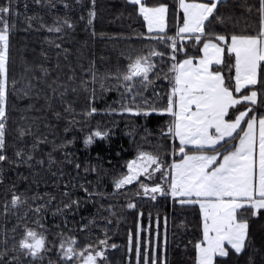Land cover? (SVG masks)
I'll return each instance as SVG.
<instances>
[{"label":"snow or ice","instance_id":"obj_1","mask_svg":"<svg viewBox=\"0 0 264 264\" xmlns=\"http://www.w3.org/2000/svg\"><path fill=\"white\" fill-rule=\"evenodd\" d=\"M33 2L41 8L57 6L54 0ZM124 2L131 10L130 15L142 20L141 27L146 31L133 30L123 37L126 47L118 52L115 71L100 74L95 62H90L85 73L90 79H82L80 83L84 93L90 92L82 118H92L97 113L94 104L98 86L100 95L111 91L119 95V109H110V113L122 118L125 114L129 118H147L156 113L167 118V127L161 129L155 143L146 136L144 141L151 144L150 149L138 145L134 158L128 159L119 173L111 174L108 193L99 191L98 185L90 188L87 185L91 181H86L79 184L83 197L74 196L73 189L77 185L68 181L60 189L63 199L57 201V197L48 192L18 193L13 185L3 205V214L7 217L10 210L16 214L25 209L18 218L27 219L29 213H34V222L43 231L25 225L18 239L15 235L11 237V245L5 231L0 264H45L46 260L47 264H112L110 257L119 246L112 241L106 226L97 225L96 217L78 229L89 237L83 245L74 236L66 237L60 230L61 225H56L57 239L49 241L46 234L49 230L43 222L51 212L53 218L65 217L63 227L66 228L67 217L75 216L82 203L95 205L97 198L104 201L109 196L122 197L124 203L119 207L140 217L144 216L142 204L155 206L160 198H170L181 207L197 211L198 232L195 239L189 241L193 247L192 264H240L244 257H248L245 264H254L248 251L252 245L251 223L264 220V0L251 3L249 0H173L171 5L164 0L155 4L149 0ZM75 3L80 4L81 0ZM70 7L69 3H63L65 10ZM24 9L23 30L26 32L44 31L57 34V39L62 40L67 31L75 28L67 14L55 16L48 24L40 14L27 15V3ZM96 15V0H90L87 26H93ZM20 17L19 6L14 5L13 0L0 3V166L13 164L17 168L22 165L32 168L35 160L43 167L45 160H36L34 154L48 144L53 151H63L65 160L72 163L68 149L76 142L74 136L71 139L66 136L58 144L39 130L33 131L32 124L14 129L10 124V96L31 98L41 82L47 83L50 75L41 64L35 68L25 65L22 85L11 76V39L18 30L16 21ZM240 17H255V28L236 31ZM79 19L85 21V16ZM91 35L96 36L94 27ZM110 39L119 41L120 37ZM45 41L58 50L57 57L64 54L67 59L69 50L62 43L49 38ZM41 56L48 59L43 50ZM158 65H166V69L161 67L158 71ZM36 71L40 76L35 75ZM157 80L162 84L158 85ZM56 83L53 80L48 84L53 93L58 90L53 87ZM59 87L64 89L60 92L63 98L68 89L64 85ZM161 87L165 89L163 93L159 90ZM72 91L76 92V88ZM35 94L37 98L40 95ZM63 113L64 117L60 112L55 115L57 119L69 118L64 128L67 134L78 121L71 103H66ZM45 127L51 125L45 124ZM10 131L15 132L14 141L24 143L31 137L30 150L25 151L13 143L14 158H10ZM110 132L111 129L97 127L83 143L89 147L97 139L107 140ZM47 163L49 167L56 163L51 153ZM74 167L79 172L82 166L75 163ZM84 172L100 174L95 167H85ZM3 184L0 174V185ZM115 207L109 203L105 209L100 203L98 214L101 209L109 213V217H104L107 225L113 223L110 217L117 215ZM164 225L163 248L157 244L152 252L143 250L139 240L134 243L129 233L126 264H133V251L135 264H168L167 217ZM90 226L98 227L100 234L93 237ZM17 227H13V233Z\"/></svg>","mask_w":264,"mask_h":264},{"label":"trees","instance_id":"obj_2","mask_svg":"<svg viewBox=\"0 0 264 264\" xmlns=\"http://www.w3.org/2000/svg\"><path fill=\"white\" fill-rule=\"evenodd\" d=\"M7 0H0V3H6ZM55 9L41 8L37 6L33 0H13L14 5L19 6L21 17L17 22L18 30L12 36V65L10 74L21 85L25 81L21 80V74L24 73L25 65L35 68L37 65H43L49 70V78L47 83L41 82L35 92L40 95L37 98L35 92L31 98H20L17 94H13L9 98L10 111L12 113L10 124L13 129L18 126L32 124L33 131L39 130L40 133L49 136V140H55L61 143L67 138L73 136L76 142L70 146L68 151L71 156L68 158L72 163L65 160L63 151H53L51 144L42 145L41 150L35 152L36 160L44 159L45 165L40 167L36 161H32L33 167L22 165L17 168L13 164L0 166V174L4 179V184L0 185V251L3 250V240L5 231L8 233L9 245H11V237L15 235L17 239L23 232L25 225L38 231L36 225L35 214L29 213L27 219H20L25 209H20L14 214L9 211L7 217L3 214V205L6 197H9L12 186L18 193L31 195L39 192L51 193L57 197V201L63 199L60 189L63 183L72 181L77 187L73 189L74 196L83 197V192L79 189L80 183L91 181L90 188L99 186L98 190L108 193L111 185V174L119 173L128 159L134 158L138 145H143L147 150L151 144L145 143L144 138L155 143L159 140L160 131L167 127L168 120L166 117L153 113L145 118H129L120 117L116 113H110V109H119V95L115 91L106 92L100 95L97 86V96L94 106L97 113L92 118L83 117L85 111V103L89 93H84L80 88L82 79H90L85 73L89 69L90 62L94 61L96 70L103 74L108 71H115L118 62V52L126 47L123 37L128 36L135 30L146 31L141 27L142 20H138L134 15H130L131 10L125 5L124 0H96V19L92 27H94L96 36L91 35L92 27L87 26V10L90 7V0H81L80 4H76L75 0H54ZM70 4V8L65 10L63 3ZM161 0H149V3H159ZM164 2L173 3V0H164ZM253 0H249V3ZM28 4L27 15L32 16L40 14L44 16L46 23L51 24L55 16H67L74 23V30L67 31L63 39H57V34H49L47 32L24 31L23 19L25 15L24 4ZM171 12V9H170ZM85 16V21H81L80 16ZM15 19V18H14ZM255 17H240L239 23L235 26V30L240 32L245 29L251 31L255 28ZM171 28V25H169ZM103 34V35H101ZM110 37H120L119 41L110 39ZM45 38L53 39L56 43H62L64 48L69 51L67 59L64 54L57 57V49L49 46ZM139 46V45H138ZM48 55L45 60L41 56V51ZM59 64V67H57ZM161 67L166 69V65H158L157 70ZM36 76H40V72H35ZM72 76L73 80H69ZM55 80L57 83L53 87L58 90L53 93L48 84H52ZM36 83L35 80L32 81ZM156 83L162 84L157 80ZM59 85L67 87L68 91L62 98L60 92L64 89ZM76 88V92L72 89ZM161 93L165 91L163 87L159 89ZM150 95V90L149 93ZM66 103H71L75 109V119L78 121L74 125L73 131L65 133L64 128L69 118L57 119L55 113L60 112L64 117L63 108ZM51 105V107H49ZM31 106V107H30ZM22 117H26L24 120ZM45 124L51 127H45ZM99 127L102 130L111 129L107 140L97 139L91 146L85 147L83 141L90 131ZM14 131H10L8 155L14 158L13 143L18 147L24 148L25 151L30 150L32 138H26L24 143L14 141ZM51 153L56 161L49 167L48 154ZM119 153V155H117ZM75 163L81 164L79 172L75 169ZM85 167H95L99 171V175L93 172H84ZM57 175L53 176L52 173ZM27 177V179H24ZM94 205L92 203H82L80 211L75 216L67 217V227H63L65 217L53 218L51 212L44 219V224L48 228L47 237L49 241L57 239L56 225H61L66 237L74 236L78 242L83 245L88 242L89 237L85 233H81L78 229L81 224H86L92 217H96L97 225L106 226L109 234L119 248L111 255L112 264H126L127 261V245L129 233L132 234L133 242L139 240L141 247L145 251L152 252L156 249L157 244L163 248L165 225L164 218L167 217V259L168 264H192L193 247L189 241H193L198 232L197 211L185 206L181 207L178 203H174L170 198L165 200L160 198L156 205L144 203L141 208L144 216L140 217L137 213L130 212L119 207L124 203L122 197L112 198L109 196L107 200L100 201ZM100 203L104 204L105 209L109 203L116 205V216L110 217L113 221L111 225H107L104 217H109V213L103 209L98 214ZM151 214V219L149 218ZM53 219L55 222L53 223ZM157 219H159V237L157 236ZM14 226H18L15 233L12 232ZM71 229V231H69ZM89 231L93 237L100 234V229L96 226H90ZM252 245L249 247V255L254 264H264V220H253L251 223ZM53 260L56 259L53 253H49ZM133 264H135V254H132ZM248 257H244L240 264H245ZM47 264V260L45 261ZM235 264V262H234Z\"/></svg>","mask_w":264,"mask_h":264}]
</instances>
